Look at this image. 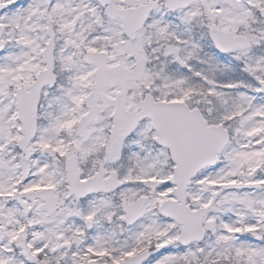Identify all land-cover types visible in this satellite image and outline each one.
Instances as JSON below:
<instances>
[{"label": "snow or ice", "instance_id": "6c2138e0", "mask_svg": "<svg viewBox=\"0 0 264 264\" xmlns=\"http://www.w3.org/2000/svg\"><path fill=\"white\" fill-rule=\"evenodd\" d=\"M0 264H264V0H0Z\"/></svg>", "mask_w": 264, "mask_h": 264}]
</instances>
